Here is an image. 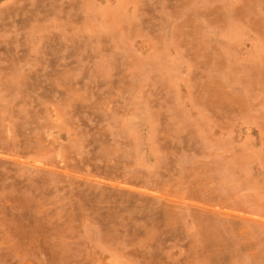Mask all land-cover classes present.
<instances>
[{"label":"rangeland","instance_id":"obj_1","mask_svg":"<svg viewBox=\"0 0 264 264\" xmlns=\"http://www.w3.org/2000/svg\"><path fill=\"white\" fill-rule=\"evenodd\" d=\"M0 264H264V0H0Z\"/></svg>","mask_w":264,"mask_h":264}]
</instances>
